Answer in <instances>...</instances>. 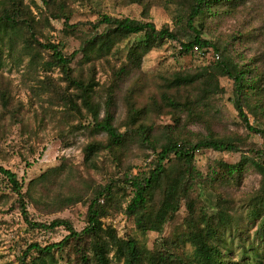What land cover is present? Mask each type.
I'll list each match as a JSON object with an SVG mask.
<instances>
[{
	"label": "trees",
	"instance_id": "16d2710c",
	"mask_svg": "<svg viewBox=\"0 0 264 264\" xmlns=\"http://www.w3.org/2000/svg\"><path fill=\"white\" fill-rule=\"evenodd\" d=\"M41 1L47 15L37 20L24 0H0V66L4 47L11 55L20 44L22 53L32 62L40 63L43 69L57 68L64 84L45 76L48 82L42 80L40 86L43 91H49L51 103L63 107V114L77 115L84 119V128L91 133L105 134V141L94 140L84 146V157L91 163L97 151L105 150L116 171L103 184L83 185L82 194L57 195L53 199L58 201L53 206L56 210L87 195L85 225L76 230L66 219L57 218L48 224L38 222L26 207V198L37 202L32 194L33 186L51 180L59 167L50 168L32 180L23 192V181L13 171L0 166V175L16 194L17 205L30 230L63 226L68 232L58 242L41 245L32 241L23 250L18 264H56L54 252L61 251L73 238L88 239L90 264H231V247L226 243L225 233L241 229L235 215L237 206L257 211L258 226L253 236L264 239V72L252 62L234 58L231 42L235 36L221 41L203 35L205 30L210 33L213 17L230 12L237 5L243 7L248 0H163L166 6L176 5L181 12L176 26L164 24L160 28L149 16L157 0H127L141 6L140 18L101 13L94 23L76 22V25H89L91 29L87 31L73 28L69 23L67 0ZM249 5L253 11L257 2L252 0ZM49 18L63 20V32L80 41L77 49L66 53L61 43L39 39L40 23H49ZM116 34H139L141 38L128 46L125 59L118 66L111 65L110 80L103 85L95 79V61L108 39ZM164 40L176 41L183 53L194 52V46L203 53L212 50L215 60L159 73L157 77L145 76L141 70L143 57ZM42 53H46L45 59ZM78 54L81 58L75 68L72 63ZM84 64L88 66L84 68ZM223 76L232 81V104L238 118L248 133L261 136L262 149L239 145L248 133L219 134L213 127L216 117L202 110V98L225 93L219 83ZM118 100L124 102L126 113L116 124ZM0 103L1 130L6 113L17 116V110L11 109L10 91L4 85L0 86ZM248 113L254 117V123L249 121ZM161 115L169 116L170 122L157 132L152 117ZM196 125L204 130L190 128ZM132 144L143 151V168L136 173L120 172L124 153ZM198 150L239 153L240 157L235 163L215 161L217 169L211 178L195 167ZM249 168L259 175V184L252 191L239 194ZM199 186L215 193L212 212L205 207ZM182 204L185 217L164 236L165 226L173 221ZM118 212L131 218L138 231L158 234L151 248L141 245L131 235L121 237L112 228L103 227L102 219Z\"/></svg>",
	"mask_w": 264,
	"mask_h": 264
},
{
	"label": "rangeland",
	"instance_id": "374dc122",
	"mask_svg": "<svg viewBox=\"0 0 264 264\" xmlns=\"http://www.w3.org/2000/svg\"><path fill=\"white\" fill-rule=\"evenodd\" d=\"M251 1L248 0L243 7L237 5L232 11L213 17L210 33L205 30L203 35L207 38L218 37L221 41L235 36L236 39L231 42L234 58L238 61L252 62L264 72V3L262 0H253L257 5L252 11L248 8ZM24 3L37 20L47 15L41 0H24ZM67 4L70 11L69 23L73 28L84 31L91 29L89 25H76V22L94 23L101 13L135 19L140 18L141 13L139 4L127 0H67ZM180 12L178 6L172 4L166 6L163 0H157L156 5L150 8L149 16L157 28L164 24L174 27ZM63 29L62 19L49 18V23L41 21L39 39L43 42L46 40L59 42L66 53H71L78 48L80 41L76 36L65 34ZM140 38L139 34H116L108 39L102 51L98 53L99 59L95 61V79L100 84H108L111 65L118 66L121 60L125 59L128 46ZM7 51V47H4L5 53L0 66V86L4 85L9 89L12 97L11 109L17 110V116L6 113L1 121L0 166L13 171L19 181H23V192L28 189L32 180L50 168L59 167L60 169L52 174L51 180L33 186L32 194L37 198V202L26 198L27 210L38 222L48 224L54 219L61 218L68 220L76 230H81L85 225L87 195L80 201L56 210L53 206H57L58 201L53 202V199L57 195H70L75 192L82 194L83 185L92 187L95 184H103L115 173L114 162L107 151H97L91 163L86 162L84 157L83 148L87 143L94 140L105 141L106 136L103 133H91L84 128L86 122L83 118L74 114L67 116L63 114L61 105L51 103L49 91H43L40 85L42 80L48 82L45 76H50L63 85L61 73L57 68L43 69L40 63L32 62L22 53L20 44L11 55ZM45 54L42 53L43 59L46 58ZM80 58L81 54H78L72 63L73 67H78ZM214 60L215 54L212 50L204 53L198 50L183 53L176 41L164 40L143 57L141 70L145 76L157 77L159 73L206 65ZM83 66L86 68L88 65ZM143 81L146 83L145 79ZM219 83L225 89V93L202 98V110L216 117L213 127L219 134H247L248 131L232 104V81L223 76L219 78ZM146 90L149 88L146 87ZM1 113L0 103V115ZM125 113L124 102L118 100L116 124L124 118ZM248 118L250 122H255L252 114L248 113ZM152 121L155 130L160 132L159 128L169 123L170 119L169 116L161 115L152 117ZM71 125L78 127L74 129ZM190 128L194 131L204 130L201 125ZM239 145L263 148L261 136L254 133H248L247 139ZM124 154L123 163L119 165L120 172L136 173L143 168V151L137 144L130 145ZM239 157V153L198 150L195 152L194 164L204 176L212 178L217 169L215 161L224 159L229 163H235ZM258 184L259 175L249 168L239 188V194L252 191ZM127 192L130 193V189ZM198 192L207 210L212 212L215 193L203 186H199ZM185 215L186 210L182 204L173 221L165 226L163 235L170 234L172 227L181 223ZM235 215L241 223L240 231L234 229L225 233L226 243L231 247V264H264V239L258 240L253 236L258 226L257 211L237 206ZM102 225L104 228H112L121 237L131 235L148 248L152 247L158 237L156 232L138 231L133 220L122 212L102 219ZM67 233L63 226L55 227L53 230H30L17 205L16 194L0 175V264H18L23 250L32 241L46 245L62 240ZM88 243L87 238L71 239L61 251L54 252L56 264H90ZM187 249H190L189 245Z\"/></svg>",
	"mask_w": 264,
	"mask_h": 264
},
{
	"label": "built area",
	"instance_id": "2783aa9c",
	"mask_svg": "<svg viewBox=\"0 0 264 264\" xmlns=\"http://www.w3.org/2000/svg\"><path fill=\"white\" fill-rule=\"evenodd\" d=\"M194 49L197 50V46H194Z\"/></svg>",
	"mask_w": 264,
	"mask_h": 264
}]
</instances>
